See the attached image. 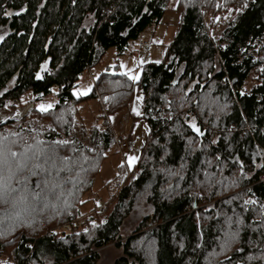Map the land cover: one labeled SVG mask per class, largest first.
Masks as SVG:
<instances>
[{
    "label": "trees",
    "instance_id": "trees-1",
    "mask_svg": "<svg viewBox=\"0 0 264 264\" xmlns=\"http://www.w3.org/2000/svg\"><path fill=\"white\" fill-rule=\"evenodd\" d=\"M168 2L0 0V109H13L11 100L34 102L25 125L0 123V137L12 151L42 153L0 192V248L13 261L96 264L99 249L115 243L121 255L112 264H264V182H258L264 162V0H177V29L162 61L145 63L136 81L104 71L90 92L73 93L83 71L109 47L123 53L130 40L161 21ZM207 6L215 7L210 22ZM252 73L255 82L243 91ZM134 89L142 98L145 142L132 170L119 167L106 181L110 196L99 211L96 199L102 197L91 194L115 144L108 118L127 105ZM48 95L56 101L41 111L35 102ZM98 97L105 116L89 126L85 143L73 133L76 115ZM38 119L50 125L37 130ZM9 125L16 135L5 131ZM249 199L257 203L245 205ZM89 201L92 208L81 211ZM136 202L149 204L150 213L123 237L122 224ZM86 213L92 221L78 232L56 230ZM226 233L237 235L224 247Z\"/></svg>",
    "mask_w": 264,
    "mask_h": 264
},
{
    "label": "rangeland",
    "instance_id": "rangeland-1",
    "mask_svg": "<svg viewBox=\"0 0 264 264\" xmlns=\"http://www.w3.org/2000/svg\"><path fill=\"white\" fill-rule=\"evenodd\" d=\"M176 2L177 0H169L167 3V11L161 18V21L157 24L147 26L136 39L130 40L127 49L123 53H118L115 47H109L96 65L82 72V74L79 76L78 84L73 90V93L77 96L81 95V93L86 94L90 92L93 87L92 78L98 77L104 71H109L110 73H123L128 78L130 75H138L139 77L142 66L145 63L162 61L166 47L172 41L177 29L179 14L177 11L173 10ZM210 8L212 9L210 10ZM214 8L209 6L203 8L206 22H210V19H212V21L214 20L216 15L213 14V10H215ZM231 10L232 8H229L228 12H231ZM92 22L93 19L90 17L87 20L85 19L83 25L85 28H88ZM221 28L222 26L213 30L215 40L218 39ZM143 41H145L146 44L143 48H139V43ZM255 79L256 76L253 73L250 74V76L245 80L242 90L248 91L255 82ZM130 80L136 81L137 79ZM56 98L57 97L55 95H48L44 98H41L40 100H37L35 104L38 106L52 105L56 101ZM13 101L16 100H11L9 103V105L14 106L13 109H0V123L3 124L8 121H16L19 124L25 125L26 115L34 102L32 103V100H29L24 104H19V102H17L14 105ZM104 110L105 107L102 104L100 97H98V100L90 99L88 102L83 103L79 107V112L76 115L77 121L75 124H77L78 128H75L73 133L75 132L76 135L82 139V141L88 143V135H90L89 126L92 124H101L100 117L105 116ZM126 113L130 115L128 120L123 117ZM142 113L141 94L138 93L136 89H134L133 92H130L127 105L123 106V109L116 111L108 118L107 125L112 130V132L114 131L113 133L115 135L122 133L127 134L128 148L122 154L121 152H118L117 145L114 144V146H112L107 152V156L102 161L99 167V172L94 180V192L91 194L92 198L95 196V194H98L103 198L104 201H106V199H108L110 196L108 193L109 191L107 192L105 188L106 181H109L115 176L119 167H123L125 170H132V167L138 160L148 129L147 124L142 117ZM38 121L39 123H37ZM38 121L36 122L37 126L35 128H40L37 130H42L41 128L48 127L50 125L49 121L39 119ZM13 127V125H9L4 129L7 133L11 132L13 134L17 129ZM82 128H84L85 132H82ZM99 128H102V126ZM35 133H38V131ZM130 156H135L137 159L129 167L128 157ZM1 197L2 196L0 195V199ZM202 205L203 203L201 206ZM92 206L93 201H89L86 205L82 206L81 211L87 212L92 208ZM150 208L151 207L149 204H141L136 202L133 205V209L127 215L122 224L120 235L125 237L134 233V230L137 228V225L141 219L150 213ZM56 230L61 231L62 229H60V226H57ZM65 231L70 233L68 229H65ZM15 241L16 240L13 239L11 243L14 244ZM11 243L8 244L11 245ZM8 244L5 248H8L10 251L12 245L8 246ZM114 244L115 243H109L99 249L100 258L96 264H112L114 258L121 255V248H116ZM0 264L19 263L9 258L5 250L0 248ZM48 264H50V261Z\"/></svg>",
    "mask_w": 264,
    "mask_h": 264
},
{
    "label": "snow or ice",
    "instance_id": "snow-or-ice-1",
    "mask_svg": "<svg viewBox=\"0 0 264 264\" xmlns=\"http://www.w3.org/2000/svg\"><path fill=\"white\" fill-rule=\"evenodd\" d=\"M244 7H247V4L244 5ZM241 9H236V11H240ZM156 63H159V61H156ZM39 73H37V78H39ZM130 79L136 80L138 79V75L137 76H129ZM82 95L84 93H81ZM139 98V97H138ZM40 110L41 111H47L49 108H51V105H40ZM135 111V109H134ZM139 114V113H137ZM193 129L198 131V129L195 128V125H193ZM12 135H16L15 133H13ZM6 138L5 137H0V192L4 191L5 189H9V186L11 184L12 178L21 170H23L29 160H39L41 158V150H37L36 152H34L31 156H29L27 154V152H15L12 151L11 148L8 146L7 143H4V140ZM60 143H68L67 141H61ZM27 147H31V145H28ZM46 159H51L50 157L46 158ZM65 160H67V157L64 158ZM137 159V157L135 156H130L128 157L129 160V167L131 166V164ZM34 168H40L43 169V165L39 164V163H35L33 165ZM29 172H31V175L35 176L37 175V173L35 171H32V169H29ZM23 179H27V177H23ZM44 184L48 183V180L45 179L43 181ZM39 183L37 184V187H39ZM12 191H14V189H10ZM35 195H39V193H36ZM20 199H25V197L21 196ZM245 205H255L257 203V201L253 200V199H249L244 201ZM261 210H262V214H264V205H261ZM95 223V222H93ZM237 223H239L237 221ZM237 233H226V236L229 237V239L225 240V244L224 247H227L231 241H234L236 238ZM239 250V249H237ZM249 259H255V257H249ZM261 259H264V255L261 256Z\"/></svg>",
    "mask_w": 264,
    "mask_h": 264
},
{
    "label": "built area",
    "instance_id": "built-area-1",
    "mask_svg": "<svg viewBox=\"0 0 264 264\" xmlns=\"http://www.w3.org/2000/svg\"><path fill=\"white\" fill-rule=\"evenodd\" d=\"M146 44L145 41L143 42H140L139 43V48H143L144 45ZM14 105L17 103V101H13ZM115 140L118 144V147L119 149H124L127 147L128 145V140H127V134H117L115 135ZM260 169H259V175H258V182H264V162H261L260 164ZM96 203H97V207L99 210H104L105 208V202L102 198H97L96 199ZM85 218H88L91 220V215L90 213H86L84 215H80L74 219H71L70 222H69V227L72 228L73 230H77L79 229L80 227H84L83 226V223H84V219Z\"/></svg>",
    "mask_w": 264,
    "mask_h": 264
},
{
    "label": "bare ground",
    "instance_id": "bare-ground-1",
    "mask_svg": "<svg viewBox=\"0 0 264 264\" xmlns=\"http://www.w3.org/2000/svg\"><path fill=\"white\" fill-rule=\"evenodd\" d=\"M92 81H93V78H92ZM113 138H114V143L117 145V150H118V152H121V153L123 154V152L128 148V145H127L126 148H124V149L121 150V149H119L118 144H117V142H116V140H115V134H114V133H113ZM193 204H194V203H193ZM193 207H194V206H193ZM97 209H98V207H97ZM104 209H105V208H104ZM98 210H99V209H98ZM99 211H101V210H99ZM102 211H103V210H102ZM70 220H71V219H70ZM70 220H69L68 222L62 224V225L60 226V229H62V230L68 229L69 231L78 232L80 229L84 228V227L87 225L88 222L92 221V216H91V220L88 219V218H85V219H84V223H83V226H84V227H80V228L77 229V230H73L72 228L69 227V222H70Z\"/></svg>",
    "mask_w": 264,
    "mask_h": 264
},
{
    "label": "crops",
    "instance_id": "crops-1",
    "mask_svg": "<svg viewBox=\"0 0 264 264\" xmlns=\"http://www.w3.org/2000/svg\"><path fill=\"white\" fill-rule=\"evenodd\" d=\"M94 80L96 79L95 77L93 78ZM123 117H125L127 120L129 119L130 115L128 113H126ZM130 137V136H129ZM116 258V257H115ZM114 258V259H115Z\"/></svg>",
    "mask_w": 264,
    "mask_h": 264
},
{
    "label": "water",
    "instance_id": "water-1",
    "mask_svg": "<svg viewBox=\"0 0 264 264\" xmlns=\"http://www.w3.org/2000/svg\"><path fill=\"white\" fill-rule=\"evenodd\" d=\"M192 128H193V127H192ZM196 129H198V131H196V130H194V129H193V130H194L195 132L198 133V132H199V128L197 127ZM193 206L195 207V203L193 204Z\"/></svg>",
    "mask_w": 264,
    "mask_h": 264
}]
</instances>
